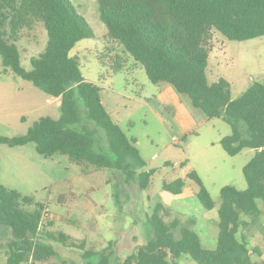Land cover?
<instances>
[{
    "label": "trees",
    "instance_id": "trees-1",
    "mask_svg": "<svg viewBox=\"0 0 264 264\" xmlns=\"http://www.w3.org/2000/svg\"><path fill=\"white\" fill-rule=\"evenodd\" d=\"M100 16L112 43L141 64L152 84L170 86L189 98L192 107L209 119H222L232 133L220 144L231 157L245 149L255 156L243 168L246 190L226 186L221 190L218 236L214 248L205 247L198 233L178 220L167 223L163 204L153 207L148 217L153 237L128 253L123 261L101 253L95 264H175L182 255L198 264H258V249H251L244 236L237 237L242 214L257 219L264 203V83L254 82L239 98L232 99L230 83L219 78L210 82L208 68L216 33L232 41L264 36V0H97ZM39 26L47 33L44 50L31 60V69L21 64L19 42ZM95 37L88 21L71 0H0V57L4 72H12L46 94L61 99L60 119L42 117L22 136H0V145L10 148L35 145L38 155L53 159L59 155L82 168L108 169L126 183L138 182L140 191L149 188L155 170H146L137 141L128 138L113 120L101 98V89L86 81L70 52L84 39ZM109 62L113 74L122 72L126 59L114 46L100 58ZM164 116L170 107H160ZM83 118L92 122L83 124ZM188 178L199 187L202 206L213 211L217 202L201 177L192 171ZM186 182H165L163 189L173 195L184 192ZM32 196L0 185V246L7 253L6 264H38L55 255L40 241L48 239L65 247L85 249L69 243L71 237L54 229L50 219L44 224V203L34 209L24 205ZM95 252L86 251L87 258Z\"/></svg>",
    "mask_w": 264,
    "mask_h": 264
},
{
    "label": "rangeland",
    "instance_id": "rangeland-1",
    "mask_svg": "<svg viewBox=\"0 0 264 264\" xmlns=\"http://www.w3.org/2000/svg\"><path fill=\"white\" fill-rule=\"evenodd\" d=\"M71 2L86 18L95 37L78 42L70 56L77 59L86 81L101 89L102 103L126 136L137 141L146 170L155 173L149 188L140 191L137 181L126 183L123 177L116 178L112 170L90 167L83 174L82 168L65 157L46 159L37 154L34 144L22 152L0 145V173L5 171L13 177V182L5 180L0 185L32 196L31 203L24 205L27 208L34 209L36 202L44 203V224L50 219L55 230L71 237L69 243L86 244L84 250L65 247L40 235V241L51 246L55 255L38 264H95L104 251L114 252L111 259L123 261L128 253L136 252L153 237L148 217L158 203L165 207L161 213L167 223L178 220L180 225L195 230L205 247H215L221 190L226 186L247 189L243 168L255 151L245 149L229 156L220 144L223 137L232 133L228 123L207 118L192 107L187 96L172 87L152 84L144 67L108 37L97 0ZM46 43L47 33L42 26L19 42L23 68L31 69V60L39 56ZM111 46L127 61L125 69L117 74L111 72L108 61L103 63L100 59ZM221 77L230 83L232 99L239 98L254 82L264 83V36L232 41L216 33L208 78L212 83ZM171 90L176 98L170 95ZM59 101L11 71L5 73L0 57V136L25 135L42 117L60 119ZM163 105L174 113L164 116L160 109ZM82 123L96 127L85 118ZM192 171L198 173L217 202L215 210L208 211L200 203L199 187L188 178ZM17 172L22 179L15 175ZM1 178L2 173L0 183ZM179 178L186 182L182 195L163 189L165 182ZM257 203L262 214L257 219L242 214L237 237L241 240L244 236L251 249H258L260 254L253 261L264 264V203ZM86 251L97 255L87 258ZM6 261V250L0 246V264ZM175 264L198 263L182 255Z\"/></svg>",
    "mask_w": 264,
    "mask_h": 264
},
{
    "label": "crops",
    "instance_id": "crops-1",
    "mask_svg": "<svg viewBox=\"0 0 264 264\" xmlns=\"http://www.w3.org/2000/svg\"><path fill=\"white\" fill-rule=\"evenodd\" d=\"M170 89V88H169ZM172 92L170 93V95L172 96V97H174V98H176V95H175V93H174V91L173 90H171ZM164 92H165V90H164ZM58 100L60 99V98H57ZM61 103V101H59V104ZM28 146L26 145V146H23V147H17V148H19V149H21V150H19V152H22V151H24L26 148H27ZM0 171H1V169H0ZM5 172V171H4ZM4 172H1L2 174H4V180L1 178V183L0 184H5L4 182H6L5 180H9V181H12L13 182V180H12V178L13 177H11V176H9L8 175V173H4ZM1 173H0V177H1ZM16 176H19L20 174H19V172H17L16 174H15ZM19 178L20 179H22V177H20L19 176ZM29 192H35V191H29ZM182 195V194H181ZM29 196V195H28ZM216 246V245H215ZM212 248H214V247H212Z\"/></svg>",
    "mask_w": 264,
    "mask_h": 264
}]
</instances>
